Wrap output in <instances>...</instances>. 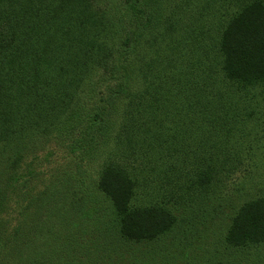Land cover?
<instances>
[{"label": "trees", "instance_id": "16d2710c", "mask_svg": "<svg viewBox=\"0 0 264 264\" xmlns=\"http://www.w3.org/2000/svg\"><path fill=\"white\" fill-rule=\"evenodd\" d=\"M252 95L264 97V0H0V264H65L72 243L139 264L142 245L195 238L223 170L205 159ZM215 109L223 126H202ZM100 157L86 183L81 162ZM229 219L226 246L264 244V196ZM57 222L70 225L58 248Z\"/></svg>", "mask_w": 264, "mask_h": 264}, {"label": "rangeland", "instance_id": "374dc122", "mask_svg": "<svg viewBox=\"0 0 264 264\" xmlns=\"http://www.w3.org/2000/svg\"><path fill=\"white\" fill-rule=\"evenodd\" d=\"M256 90L257 88H253L249 92H256ZM248 95L250 94L248 93ZM105 96H108L105 98L106 100L111 99L108 93H105ZM250 101L251 106L254 107L253 114L246 117V114H243L246 110L239 112V117L236 120L227 121L226 125L229 126L221 125L224 118L216 113V109L203 122L202 126L218 125L226 127L228 133H223L221 130V135L227 139L224 140L223 144L221 143L222 136H219L220 133H218L219 135L217 134L218 150L211 159L205 154L207 156L205 160H208L210 163L213 162L214 165L223 170L219 173L216 180L213 181V186L216 187L214 188L215 195H217L216 199H209L207 204L201 206V210L205 207L206 211L199 218L194 219L196 220V225L192 229L197 231L195 238L184 237L180 239L175 237L174 231L169 238L160 239L155 242L151 241L146 245H142L149 249L147 252L142 247L138 250L139 264H264V244H250L232 248L226 246L222 241V234L226 230L229 218L236 208L246 200L256 196H264V97L258 95L254 97L252 95L251 99H248V102ZM219 105L220 102L217 100V108L222 107ZM234 107L236 108V105ZM223 110L224 107L221 108V111ZM28 131L32 130L28 129ZM91 132L92 128H90L88 135ZM78 136L75 133L72 138L65 139L63 144H78L79 141L76 140ZM95 137L89 143L85 142V145L93 144V141H97L96 144L99 143L97 134H95ZM209 140L208 145H214L216 137L213 135L209 137ZM220 146L221 148H219ZM202 148L204 149V147ZM205 152L209 151L205 150ZM227 154L234 157V159H227ZM101 162V157L96 164L94 158L81 162L84 165L85 171L82 177L87 175L86 183L93 180V175H95L94 168L97 171ZM227 167H229L228 170L225 169ZM70 168L71 173H75L72 165L71 167L68 165L69 170ZM89 187L90 184H87V188ZM63 189L61 188V193H63ZM73 189L75 188L69 187L68 190ZM69 193L71 192H67L66 195ZM84 198L82 197V201ZM96 199L95 206L97 208L95 213L99 221L110 220L111 213L108 203L101 195H96ZM88 200L90 199L88 198ZM192 213L193 211H190L189 205L184 207L185 215L190 216ZM202 220L205 221L204 224H202ZM69 226V224L57 222L54 228L50 229L54 237L51 243L56 248L58 247L55 241L58 244L65 241L62 234L67 229H70ZM100 237H93L91 239L98 241ZM88 242L87 240L84 241L85 246ZM80 247L78 243H72L71 249L74 251L71 254L60 253L67 260L65 264H87V261L89 262L88 264H101V261L97 260L98 257H87V254H100L98 250L102 249L101 247H98L96 250L95 245L89 246V248L84 247V249H80ZM87 249L90 250L89 253L85 251ZM77 250L82 253L78 254ZM117 250L120 251L118 248ZM101 257H103V254L99 255V259Z\"/></svg>", "mask_w": 264, "mask_h": 264}]
</instances>
